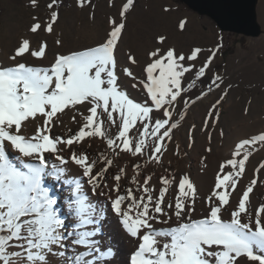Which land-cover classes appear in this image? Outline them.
Returning a JSON list of instances; mask_svg holds the SVG:
<instances>
[{
  "label": "snow or ice",
  "instance_id": "snow-or-ice-1",
  "mask_svg": "<svg viewBox=\"0 0 264 264\" xmlns=\"http://www.w3.org/2000/svg\"><path fill=\"white\" fill-rule=\"evenodd\" d=\"M30 2L37 4V0ZM79 3L83 6L85 0ZM55 4L52 0L48 8L54 9ZM134 4L135 0H124L119 20H110V31L96 46L58 55L47 67L34 66L24 58L44 59L47 44L33 49L31 41L23 38L9 56L12 63H0V264H52V259L58 264H97L111 259L116 255L113 246L106 245L107 250L102 251L100 240L93 239L99 228L81 230L100 224L106 212H114L128 236L139 241L130 264H264V203L255 209L250 204L264 162L251 183L241 186L237 202L230 204L245 175L246 149L264 146V132L235 145L233 158L221 165L223 174L217 175L204 200L206 214L199 218L193 217L197 189L188 175L179 180L160 177L159 189L150 186L151 175L138 179L149 161L160 163L165 141L172 139V130L184 119L182 112L174 119L173 112L177 105L188 103L183 93L195 86L192 81L182 87L189 78L185 74L203 82L215 52L210 51L196 68L203 49L196 47L186 55L173 48H157L149 53L145 76L138 80L128 67H122L120 74L136 80L132 86L143 94L137 102L118 85L117 72L118 44ZM58 19L59 12L53 10L43 30L52 33ZM34 20L32 33L42 29L38 18ZM184 27L182 21L180 28ZM165 39L159 36L157 43L163 44ZM128 59L136 63L133 57ZM222 82L221 76L213 74L206 87L218 89ZM217 105L212 106L208 119L218 120ZM65 109L76 110L82 123L75 133L53 136L52 127ZM37 118L42 123L26 135L22 128ZM113 125L117 135L109 134ZM93 139L106 144V150L95 157L87 150ZM129 157L147 160L144 164L133 161L138 170L131 177L135 188L122 194L127 170L118 167L112 173L109 169L114 160ZM70 165L78 176L72 175ZM57 183L69 186L66 195H58ZM173 183L178 186L174 203L165 199ZM94 196L109 203H94Z\"/></svg>",
  "mask_w": 264,
  "mask_h": 264
},
{
  "label": "rangeland",
  "instance_id": "rangeland-1",
  "mask_svg": "<svg viewBox=\"0 0 264 264\" xmlns=\"http://www.w3.org/2000/svg\"><path fill=\"white\" fill-rule=\"evenodd\" d=\"M51 2L52 0H37V4L33 6L30 0H0V63L5 65L12 63L9 56L23 38L31 41L33 49L44 42L47 44L44 59H34L30 56L24 58L25 63L34 66L47 67L58 55H69L98 45L104 41L111 29L110 20L112 18L119 20L124 0H91L90 4L85 0L83 6H80L79 0H56L54 9L48 8ZM53 10L59 12V19L53 25V32L48 33L43 27L50 22ZM257 14L258 22L264 31V0H259ZM34 17L38 18L42 25V29L36 33L30 31V26L36 22ZM182 21L185 24L184 29L180 28ZM124 22L126 27L122 34V43L118 44L117 53L118 85L137 102L142 100L143 94L138 87L132 86L136 80L120 74L122 67H128L138 80L145 76V67L151 60L149 53L157 48L162 51L173 48L177 53L186 55L196 47L203 49L195 62L196 68L202 66L210 51L215 52L211 70L206 75L211 79L213 74H218L223 82L218 89L214 86L209 90L206 84L202 83L196 89L183 93L188 103L177 105L173 118L176 119L177 113L182 112L184 119L172 130V139L165 141L166 151L160 163L149 161L143 173L138 175L133 161L144 164L147 157H129L126 160H114L113 166L109 169L112 173H115L118 167L127 170L126 180L122 184V194L125 189L135 188L131 182L134 175H138L140 180H143L144 175H151L149 183L154 189L161 187L158 183L160 177L179 180L183 175H188L197 189L196 212L193 213V217L199 218L206 214L204 200L213 190L217 175L223 174L221 165L233 158L235 145L242 139L264 132V33L259 38L224 33L214 21L190 10L181 0H135L134 7L126 15ZM159 36L166 37L163 44L157 43ZM129 56L136 60L135 64L130 62ZM195 70L193 69V72ZM185 76L189 78L182 82V87H187V83L197 78L194 75L190 76L189 73ZM217 101H220L219 105ZM213 105H217L218 120L207 118ZM59 115L61 120L52 127L53 136L66 137L75 133L82 123V118L76 110L65 109V112ZM41 123L42 121L37 118L26 128H22V131L26 135H31ZM105 127H108L107 123ZM134 132L133 129L130 135ZM109 134H118L115 125L109 129ZM209 148L211 151H207ZM87 150L95 157L106 150V144L102 140L93 139L91 147ZM246 150L249 153V160L246 162L245 175L233 192L230 204L237 202L241 186L246 187L251 183L256 175L255 170L264 162V146L257 144ZM108 154L111 155L110 152ZM65 155L67 156V153ZM69 167L72 175H79L75 166ZM227 170L225 168L224 172ZM55 190L58 195H66L69 186L57 183ZM177 194L178 186L173 183L165 199L174 203ZM93 202H103L101 206L109 203L104 197L95 196ZM261 203H264V169H260L257 184L253 186V193L250 194L252 209ZM61 210L67 211L65 208ZM114 214L106 212L103 222L81 230L99 228L105 231L108 221L112 220ZM225 218H228L227 213ZM115 222L120 223L117 219ZM52 264L58 262L52 259Z\"/></svg>",
  "mask_w": 264,
  "mask_h": 264
},
{
  "label": "water",
  "instance_id": "water-1",
  "mask_svg": "<svg viewBox=\"0 0 264 264\" xmlns=\"http://www.w3.org/2000/svg\"><path fill=\"white\" fill-rule=\"evenodd\" d=\"M190 10L210 18L224 33L259 38L264 31L258 22L259 0H181Z\"/></svg>",
  "mask_w": 264,
  "mask_h": 264
},
{
  "label": "bare ground",
  "instance_id": "bare-ground-1",
  "mask_svg": "<svg viewBox=\"0 0 264 264\" xmlns=\"http://www.w3.org/2000/svg\"><path fill=\"white\" fill-rule=\"evenodd\" d=\"M109 171L111 172L112 170ZM123 182L124 181L121 183L123 184ZM141 195H143V193ZM116 219L119 220L114 214L112 220L108 221L106 230L102 231V229H100L97 237L94 238L100 240L103 251L107 250L106 245H112L113 251L116 252V255L111 259H105L102 262L98 261L97 264H130V257L134 253L139 241L129 237L123 229L122 224L115 222ZM104 232L106 235H104Z\"/></svg>",
  "mask_w": 264,
  "mask_h": 264
},
{
  "label": "trees",
  "instance_id": "trees-1",
  "mask_svg": "<svg viewBox=\"0 0 264 264\" xmlns=\"http://www.w3.org/2000/svg\"><path fill=\"white\" fill-rule=\"evenodd\" d=\"M194 81H195V86H194L190 91L196 89V88L199 87L202 83L208 85V84L210 83L211 79L208 78L207 75H206V77L203 78V82H201V78H199V77H197ZM213 87H214V86H213ZM213 87H212V88H213ZM190 91H189V92H190Z\"/></svg>",
  "mask_w": 264,
  "mask_h": 264
}]
</instances>
